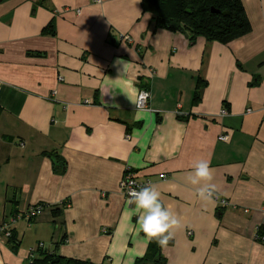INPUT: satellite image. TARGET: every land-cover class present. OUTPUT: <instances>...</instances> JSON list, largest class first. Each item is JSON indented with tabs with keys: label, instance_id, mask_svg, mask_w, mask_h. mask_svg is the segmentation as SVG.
Here are the masks:
<instances>
[{
	"label": "crops",
	"instance_id": "crops-1",
	"mask_svg": "<svg viewBox=\"0 0 264 264\" xmlns=\"http://www.w3.org/2000/svg\"><path fill=\"white\" fill-rule=\"evenodd\" d=\"M242 1L252 28L224 44L156 28L142 0H0V226L19 241L0 232V264H27L39 243L135 264L150 242L127 170L181 217L167 264H264V0ZM142 88L150 109L131 101ZM198 159L230 205L197 197L186 175ZM36 204L41 215L19 218Z\"/></svg>",
	"mask_w": 264,
	"mask_h": 264
},
{
	"label": "trees",
	"instance_id": "trees-1",
	"mask_svg": "<svg viewBox=\"0 0 264 264\" xmlns=\"http://www.w3.org/2000/svg\"><path fill=\"white\" fill-rule=\"evenodd\" d=\"M141 6L144 12L152 14L156 28H166L174 32L186 33L191 42H194L198 36H203L209 41H219L227 44L250 32L252 28L242 0H142ZM212 7L219 9L220 12H213ZM224 11H228V13L224 14ZM47 29L53 31L54 27L49 24ZM48 154L55 162L56 160L60 162L59 168L64 171L66 168L64 158L52 152ZM257 236L264 243V223L259 225ZM10 241L16 249L19 241L14 233H12ZM172 241L173 239L169 241V244ZM167 263L168 259L162 248L153 240L150 242L147 253L138 258L135 264ZM27 264L95 263L66 257L54 252L49 253L43 248H38L35 257L29 260Z\"/></svg>",
	"mask_w": 264,
	"mask_h": 264
},
{
	"label": "clouds",
	"instance_id": "clouds-1",
	"mask_svg": "<svg viewBox=\"0 0 264 264\" xmlns=\"http://www.w3.org/2000/svg\"><path fill=\"white\" fill-rule=\"evenodd\" d=\"M148 92L140 94L141 99H146ZM133 103L140 105L137 101ZM187 182L195 187L197 197L203 202H211L217 197L218 188L214 180V170L210 167V161L198 159L191 165V171L186 175ZM128 204L134 206L132 211L137 216L134 226L137 233L143 232L149 242L155 240L163 249L174 238L175 229L182 227L181 217L169 205L162 200L159 188L149 182L137 190L128 192Z\"/></svg>",
	"mask_w": 264,
	"mask_h": 264
},
{
	"label": "built area",
	"instance_id": "built-area-1",
	"mask_svg": "<svg viewBox=\"0 0 264 264\" xmlns=\"http://www.w3.org/2000/svg\"><path fill=\"white\" fill-rule=\"evenodd\" d=\"M95 2H99L100 0H94ZM78 13H80V10H78ZM121 39L123 41L132 43L133 42V38L131 35L129 34H121ZM60 79L62 80L63 78L60 77ZM144 92H148L149 96L146 99H141L140 94L144 93ZM151 98V92L148 88H142L140 89L139 93H138V97H137V102L140 105V108H138V105H136L137 109H150L149 107V101ZM181 113V112H178ZM228 111L227 109H222L221 110V115H225L227 114ZM220 140H228L229 136L227 134H221L219 136ZM161 178L165 179L167 177V175L165 174H161L160 175ZM149 182L152 183L150 178H140L135 172L131 171V170H127L121 180V189L124 192V194H126L128 196V192L133 189L136 188L137 190H139L140 187L148 184ZM220 206L226 207L228 205H230V202L225 199V198H220L219 195L217 194V197L214 198ZM44 211V206L42 204H36L34 206H30L24 213L23 215H19V218H25L27 220H32L36 217H38L39 215H41ZM16 220V219H15ZM14 220V221H15ZM0 232H4V234L6 235V237L10 238L12 235V231L9 228L8 224H2L0 226ZM38 248H43V243H39V245L33 249H31L30 251V260H32L35 257L36 254V249Z\"/></svg>",
	"mask_w": 264,
	"mask_h": 264
},
{
	"label": "water",
	"instance_id": "water-1",
	"mask_svg": "<svg viewBox=\"0 0 264 264\" xmlns=\"http://www.w3.org/2000/svg\"><path fill=\"white\" fill-rule=\"evenodd\" d=\"M212 11H213V12H216V13H219V12H220L219 9H216V8H214V7H212ZM223 13H224V14H227L228 11H224Z\"/></svg>",
	"mask_w": 264,
	"mask_h": 264
}]
</instances>
